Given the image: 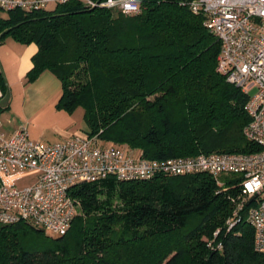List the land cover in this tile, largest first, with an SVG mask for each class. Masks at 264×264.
<instances>
[{
    "label": "trees",
    "instance_id": "obj_1",
    "mask_svg": "<svg viewBox=\"0 0 264 264\" xmlns=\"http://www.w3.org/2000/svg\"><path fill=\"white\" fill-rule=\"evenodd\" d=\"M187 1L142 0L135 16L76 0L54 11L2 12L0 41L35 44L29 80L52 73L62 82L58 108L83 107L86 134L105 145L148 160L256 152L244 135L249 95L217 71L221 42ZM0 88L6 94L2 72ZM237 193L210 174L81 184L73 194L82 215L65 236L43 238L41 251L25 250L22 238L42 229L1 226L0 264H138L134 251L154 264H264L245 218L224 226Z\"/></svg>",
    "mask_w": 264,
    "mask_h": 264
},
{
    "label": "built area",
    "instance_id": "obj_2",
    "mask_svg": "<svg viewBox=\"0 0 264 264\" xmlns=\"http://www.w3.org/2000/svg\"><path fill=\"white\" fill-rule=\"evenodd\" d=\"M70 1L0 0V15L43 11ZM76 1L90 9L106 8L127 16L143 11L142 0ZM184 4L205 18V25L221 42L217 71L249 95L246 111L250 121L244 135L258 150L148 160L132 149L105 145L98 136L77 134L46 143L33 141L25 126L11 136L0 130V177L23 171L38 173L35 184L24 189L0 183V227L26 222L65 236L79 211L74 188L108 177L136 181L159 174H210L218 182L219 177L230 176L234 183L223 190L234 187L238 193L231 197L234 208L228 226L233 228L245 218L255 233V250L264 254V0H190ZM4 97L0 88V101ZM209 247H214L212 242Z\"/></svg>",
    "mask_w": 264,
    "mask_h": 264
},
{
    "label": "rangeland",
    "instance_id": "obj_3",
    "mask_svg": "<svg viewBox=\"0 0 264 264\" xmlns=\"http://www.w3.org/2000/svg\"><path fill=\"white\" fill-rule=\"evenodd\" d=\"M56 8V6H50L48 10L54 11ZM2 16L8 18L9 13H3ZM4 32L0 31V37ZM32 45L19 43L12 35H7L0 41L1 61L5 66L8 64L12 65L11 69L10 65L9 67H5L10 71L9 74H5V78L11 93V99L8 108L0 111V129L5 134V130L12 129L16 126L20 129L25 126L33 141L38 142L44 140L46 143H50V141L52 142L60 134L67 132L74 133L77 130H82L81 128L86 124L85 110L83 107H78L73 112H68L58 108V101L62 94V82L56 77L54 78L55 83L50 84L49 88L44 90L41 88L39 91L34 87V92L29 90V87L35 82H31L27 75L21 77L18 73L17 65H19L21 58L32 47H36L35 44ZM79 132L83 134L82 131ZM108 145L110 146L111 144ZM122 148L124 149V147ZM37 178L38 173L36 171H23L10 175H2L0 177V183L7 187L24 189L34 185ZM218 183L221 184L219 185L222 188H225L234 183V178L221 176L218 178ZM82 213V202L79 200L78 216L82 215ZM231 216L225 220V227L228 226V221ZM45 237L57 239L59 236L45 231L41 234L33 232L22 238V244L27 251H41L45 248V244H42V239ZM203 240L207 241V238L205 237ZM127 252H130V250ZM134 253L136 263L154 264L153 258L148 256V252L134 251ZM123 264L134 263L127 261L123 262Z\"/></svg>",
    "mask_w": 264,
    "mask_h": 264
},
{
    "label": "crops",
    "instance_id": "obj_4",
    "mask_svg": "<svg viewBox=\"0 0 264 264\" xmlns=\"http://www.w3.org/2000/svg\"><path fill=\"white\" fill-rule=\"evenodd\" d=\"M34 45V44H33ZM32 45V46H33ZM38 51V47H32V49H30V51H28V53H26L22 58L21 60L19 61V65L18 66V73L20 74L21 77L25 76L28 74V72L32 69L33 67V63H32V58L33 56L37 53ZM1 53V52H0ZM10 64L8 65H4L3 62L1 61V58H0V70L1 72L4 74H9L10 71L5 68V67H9ZM10 69L12 68V65H10ZM55 76L50 73V72H45L44 74H42V76L33 84L31 85L29 88V90L31 92H34L35 89H33L34 87L37 88L39 91L40 89L42 88L43 90L46 89V88H49V85L55 83ZM37 91V90H36ZM41 94V92H40ZM13 102V100H12ZM1 108V107H0ZM3 109V108H1ZM1 111V110H0ZM18 127H14L12 129H9V130H5V135L7 136H11L13 135L16 131H17ZM82 130H79V131H82L83 134H86V131L88 130V127L87 125L85 124L83 128H81ZM1 130V129H0ZM2 131V130H1ZM78 130L74 133H63V134H60L57 138H55L52 142L50 141V143H57V142H61V141H64L66 139H69L70 137L74 136V135H77V134H80ZM40 141H44V140H40Z\"/></svg>",
    "mask_w": 264,
    "mask_h": 264
},
{
    "label": "water",
    "instance_id": "obj_5",
    "mask_svg": "<svg viewBox=\"0 0 264 264\" xmlns=\"http://www.w3.org/2000/svg\"><path fill=\"white\" fill-rule=\"evenodd\" d=\"M10 99H11V93H10V90L8 88L7 92L5 94V97L0 101V107L3 109H6L9 106Z\"/></svg>",
    "mask_w": 264,
    "mask_h": 264
}]
</instances>
